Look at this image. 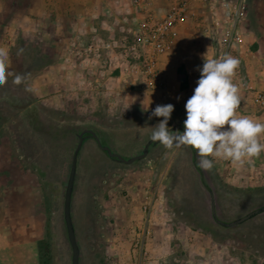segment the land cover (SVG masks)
Returning a JSON list of instances; mask_svg holds the SVG:
<instances>
[{"label": "rangeland", "instance_id": "rangeland-1", "mask_svg": "<svg viewBox=\"0 0 264 264\" xmlns=\"http://www.w3.org/2000/svg\"><path fill=\"white\" fill-rule=\"evenodd\" d=\"M103 1L110 8L105 12L96 3L89 8V0H0V50L8 54L0 82V188L23 194L31 214L38 213L39 264H71L63 200L77 134L91 130L103 145L131 157L162 119H149L151 111L169 103V125L182 132L198 68L219 53L221 25L214 27L211 16L223 24L222 0H193L197 19L183 26L161 61L164 86L150 92L126 83L108 66L105 45L120 43L147 12H163L179 0ZM243 1V43L227 52L240 61L232 80L264 92V0ZM45 3L49 8L40 9ZM239 96L237 115L264 122V109L250 104L243 88ZM259 140L264 143V133ZM191 149L159 144L143 160L123 165L85 140L71 204L80 264H264V213L239 226L217 225ZM202 170L223 221L264 205V151L243 165L214 159Z\"/></svg>", "mask_w": 264, "mask_h": 264}, {"label": "clouds", "instance_id": "clouds-1", "mask_svg": "<svg viewBox=\"0 0 264 264\" xmlns=\"http://www.w3.org/2000/svg\"><path fill=\"white\" fill-rule=\"evenodd\" d=\"M7 55L0 50V82L4 80ZM239 63L238 58L227 54L220 58L204 57L196 87L184 105L183 131H173L169 125L173 104L156 105L148 118L162 119L152 131L151 141L168 149L190 146L196 150L199 167L204 170L213 167L214 159L243 165L246 159L259 156L264 151V143L259 140L264 122L236 112L241 98L232 77Z\"/></svg>", "mask_w": 264, "mask_h": 264}, {"label": "built area", "instance_id": "built-area-1", "mask_svg": "<svg viewBox=\"0 0 264 264\" xmlns=\"http://www.w3.org/2000/svg\"><path fill=\"white\" fill-rule=\"evenodd\" d=\"M133 2L139 5V0ZM192 2L193 0H179L163 12H147L137 27L131 28L128 34L121 36L120 43L112 42L105 45L108 66L113 65L118 77L126 83H139L150 92L163 87L161 61L174 50L183 26L197 19ZM220 9L223 24H220L216 15L211 16L214 27L221 25L219 37L216 39L219 47L217 58L223 57L232 47L241 46L243 43L241 28L247 16V7L243 0H222ZM114 49H117L116 53ZM91 51L89 48V52ZM113 53L115 60L110 58ZM242 85L244 87L246 84ZM247 85L245 90L251 93L252 103L263 110L264 92L250 87L251 84Z\"/></svg>", "mask_w": 264, "mask_h": 264}, {"label": "crops", "instance_id": "crops-1", "mask_svg": "<svg viewBox=\"0 0 264 264\" xmlns=\"http://www.w3.org/2000/svg\"><path fill=\"white\" fill-rule=\"evenodd\" d=\"M94 3L102 12L110 9L103 0H89V8ZM49 5L45 3L40 9H48ZM57 7L60 6H55V9ZM92 19H89V30L92 29ZM247 86L238 84L240 89L243 88L245 98L254 106L251 93L245 90ZM249 86L256 88L253 84ZM37 214H31L23 194H7L0 188V264H39L40 219Z\"/></svg>", "mask_w": 264, "mask_h": 264}, {"label": "water", "instance_id": "water-1", "mask_svg": "<svg viewBox=\"0 0 264 264\" xmlns=\"http://www.w3.org/2000/svg\"><path fill=\"white\" fill-rule=\"evenodd\" d=\"M171 130L175 131V128L171 127ZM87 139L94 140L97 147L109 159L123 165H132L134 163L143 160L148 156L149 151L152 147H155L160 144L159 142H153L151 141V139H149L138 154L126 158L113 151V149L109 145L106 144L103 145L100 142L101 139L100 136L91 130H83L79 134H77V144L71 157L69 174L65 185L64 200H63V220L66 229L67 240L71 248V264H80V249L77 244L75 229L72 221L71 204H72V195L74 191V183L76 179V161L78 154L82 148V145ZM191 154H192V159H191L192 165L199 175V179L203 188L206 190V192L209 195L211 217L217 225L223 228H231V227L239 226L255 218L256 216L264 213V205H263L257 209L250 211L246 215L230 222H225L222 219H220L215 205L213 190L211 186L206 182L204 177V172L202 168L199 167V165L195 160L196 153L195 151H193V149H191Z\"/></svg>", "mask_w": 264, "mask_h": 264}, {"label": "trees", "instance_id": "trees-1", "mask_svg": "<svg viewBox=\"0 0 264 264\" xmlns=\"http://www.w3.org/2000/svg\"><path fill=\"white\" fill-rule=\"evenodd\" d=\"M181 73H183L182 72V70H180V69H178L177 70V74H178V82H179V84H180V89L181 90H185V89H187V87H188V84H187V79H186V77H184V78H180V74Z\"/></svg>", "mask_w": 264, "mask_h": 264}]
</instances>
